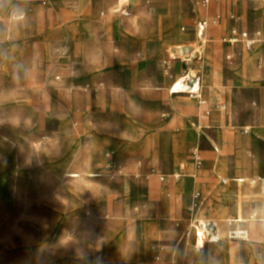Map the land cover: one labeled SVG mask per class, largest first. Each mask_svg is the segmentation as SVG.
I'll return each mask as SVG.
<instances>
[{"label": "rangeland", "instance_id": "rangeland-1", "mask_svg": "<svg viewBox=\"0 0 264 264\" xmlns=\"http://www.w3.org/2000/svg\"><path fill=\"white\" fill-rule=\"evenodd\" d=\"M235 29L251 50L224 41ZM208 45L230 85L255 54L264 96V0H0V264H264V223L208 217L201 187L239 184L244 126L232 120L253 96L230 87L231 103L204 112L230 118L213 134L176 121V95L205 102L191 90ZM185 77L191 92L174 93ZM207 151L227 175L188 171L212 166ZM202 221L221 235L199 249Z\"/></svg>", "mask_w": 264, "mask_h": 264}, {"label": "crops", "instance_id": "crops-1", "mask_svg": "<svg viewBox=\"0 0 264 264\" xmlns=\"http://www.w3.org/2000/svg\"><path fill=\"white\" fill-rule=\"evenodd\" d=\"M240 4L242 6V3ZM241 6L227 4L223 9L226 12H231L238 9L242 10ZM231 55L236 54L232 53ZM219 57L220 56L215 53L212 46L208 45L206 47V56L203 60V67L201 68L202 80H200V84H195L191 90L196 91V86L202 85L205 102L203 104H197V101L184 100L182 96L176 95L173 97L175 99V107L179 109L176 115V121L181 125L182 132L186 136L189 135L191 137L196 135L191 125L198 121L202 126L206 127L205 133L207 135L208 133L213 134V131H211L213 130L212 127L226 125L228 121H230V118L222 115L219 111L214 113V115L210 114V116H205L204 112L208 109H220L222 102H224L226 106L231 103V101L227 102V100H229L230 87H235L243 96H253L252 99H246L245 97L240 103L241 108L245 111L247 110L251 115H249V117L232 120V122L244 126L243 132L239 135V139L241 140L239 151L243 156L241 157V163L245 165V169L243 171H238V178L240 179L239 184H235L232 188L222 184H213L214 186L211 187L201 184V187L206 197L205 210H207L206 215L208 217L225 219L229 217L232 212L236 214V216H234L236 219L229 221L231 225L236 224V226H238L246 220H256L264 223V169L261 152V149H264V116L261 113L262 110L260 114L256 112L257 107L259 109L264 108L263 90L258 81L262 76L261 69L263 68V64L260 61L257 62L258 57L255 54L249 55L245 60L239 61L237 70L235 71L237 77L236 83L230 85V81L224 79V71L214 66L213 62L216 61V58L219 59ZM213 77L215 80L212 79ZM183 91V93L191 92H187V90ZM199 92L200 90L197 94H195V92L191 93L194 94L192 97L201 98ZM234 92L236 93L237 91ZM193 110L196 111L194 112ZM218 132L221 136L226 134V131L223 130ZM194 153L197 154L198 152L196 151ZM205 153V159L212 162V166L208 170L205 169V171L201 170L199 172L197 168L191 165L188 171L205 173L213 177L227 175L228 171L225 167H227L228 161L223 157L217 156L213 151H207ZM249 153H252V158L246 156V154ZM179 157H181V155L178 153L175 162H177ZM198 159L199 162H201L199 155ZM196 187H198V185H196ZM230 191L235 193V198L231 200V204H229V202H227L229 200L226 199V195L229 194ZM229 205L235 206L234 212L229 208ZM245 232H247L248 237L243 240L249 239L248 231Z\"/></svg>", "mask_w": 264, "mask_h": 264}, {"label": "bare ground", "instance_id": "bare-ground-1", "mask_svg": "<svg viewBox=\"0 0 264 264\" xmlns=\"http://www.w3.org/2000/svg\"><path fill=\"white\" fill-rule=\"evenodd\" d=\"M202 38L203 37L201 36L200 39L202 40ZM202 48L204 49V46H202ZM180 49H182V47L179 46V45H176V47L173 49V51L176 52L177 50H180ZM186 78L187 77L182 78L181 80H179L178 82H176L174 84V86L172 87L174 93H183L184 89H188V87L186 85L187 82L185 83ZM199 90H200L199 85H197L196 86V91L198 92ZM196 91H192V92H196ZM69 176L71 178H77V177H79V174H77V173H69ZM94 176H97V175H94ZM199 225H200V227H198V228L200 229V234L198 235V239H196V240H198L197 245H198L199 249L200 248L201 249L205 248V246H206L205 238L209 239L210 242H219L220 241L221 233L220 232L212 233L210 231V229H209L210 227H211V229H214V228L218 227V224L216 222L215 223H210V222H203L202 221ZM236 232L238 234L237 236H240V234H239L240 232H238V231H236ZM230 234L232 235L233 231H231ZM190 236H191V234H190Z\"/></svg>", "mask_w": 264, "mask_h": 264}, {"label": "built area", "instance_id": "built-area-1", "mask_svg": "<svg viewBox=\"0 0 264 264\" xmlns=\"http://www.w3.org/2000/svg\"><path fill=\"white\" fill-rule=\"evenodd\" d=\"M203 2L205 4H209L210 0H203ZM208 27V23L206 21H203L202 23L199 24V34L202 35L204 34V32L206 31V28ZM225 42H230V43H233V44H236L238 42H241L244 44L245 48L247 50H251L252 48V42L250 41L249 37H248V34L246 32H237V30H233L232 31V36L229 40H224ZM228 59L231 60L233 59V55H229L228 56ZM198 92L196 91L195 94H197ZM240 236L238 237L237 235V232L236 231H233V234L232 236L234 238H240V239H246L248 237V234L247 232L245 231H240Z\"/></svg>", "mask_w": 264, "mask_h": 264}]
</instances>
